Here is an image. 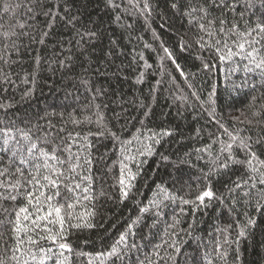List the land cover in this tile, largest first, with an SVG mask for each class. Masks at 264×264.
<instances>
[{
  "label": "snow or ice",
  "instance_id": "1",
  "mask_svg": "<svg viewBox=\"0 0 264 264\" xmlns=\"http://www.w3.org/2000/svg\"><path fill=\"white\" fill-rule=\"evenodd\" d=\"M85 2L81 0L82 5ZM165 3L171 17L160 13L153 0H104L106 9L114 14L113 22L128 32L129 42L143 39L132 36L137 20H142V27L159 42L158 48L144 44L157 57L156 69L151 73L160 76L156 85L165 83L167 75L181 93L178 99L182 104L193 106L169 70L170 62L199 103L201 114H206L205 123L214 124L217 131L208 130L209 143L194 148L175 164L177 168L182 163L190 164L193 156L197 164L202 161L207 166V171L201 169L206 181L203 190L197 186L195 197L187 198L191 186L189 193L179 196L157 185L152 199L142 205L135 182L147 158L157 154L156 146L165 136H172V131L145 135L146 125L141 120L136 134L125 137L122 131L131 123L127 117L121 130L114 131L102 106L95 102L101 94L99 89L87 104L79 107V115L75 108L60 112L44 110L35 117L19 120L14 113L9 114L18 103L34 98L41 72L66 71L76 64L77 54L90 67V47L100 38V31L91 26L94 22L90 17L84 19L80 9L73 11L75 0H0L3 13L0 20L5 16L9 19L6 25L0 23V264H188L182 261V247L188 239L197 238L191 225L187 229L181 227L182 217L187 215L183 207L179 215L173 211L171 219L167 218V209L177 202L191 206L193 212L215 205L227 213L228 222L217 227L219 235L212 251L205 249L202 260L207 264L214 261L230 264L228 257L234 252L235 261H239L241 239H248L257 227L255 216H264V152L257 147L264 148V133L259 131L264 126V119H260L264 113L256 109L254 94L264 98V0H165ZM21 14L22 21L17 19ZM156 15L164 21L161 27L170 29L172 18L181 22L184 31L175 33L180 51L194 54L205 73L215 76L218 70L223 72L229 95L248 90L251 96L248 107L257 119L248 118L241 111L239 116L232 117V128L226 126L217 109L216 84L211 85L207 99L201 100L173 48L152 27ZM60 29L67 30L70 39H61ZM49 43L51 56L33 57L34 67L23 75L13 72L14 66L22 64V53L33 50V45L47 48ZM61 51L65 54L61 55ZM136 58L145 61L142 51L135 52ZM57 64L59 67L54 68ZM89 67H84V72ZM142 67L149 70L154 66L145 61ZM145 75V71L140 72L137 82H142ZM192 75L194 78L195 74ZM14 77H20L19 82ZM81 83L92 91L86 77H82ZM21 86L24 87L17 101L15 92ZM10 92L13 94L9 95ZM259 109H264V103ZM150 114L146 108L145 117ZM93 125L96 131L90 127ZM253 128L254 136L244 134ZM109 140L111 148L101 151L100 145ZM161 159L167 161L168 157L161 154ZM114 169L117 174L112 176L114 183L108 187L116 190L118 203L132 199L138 214L107 248L86 251L85 245L92 241L85 234L98 226L99 208L115 199L103 182L105 173H113ZM227 173H233L235 178L222 191H213L208 178ZM147 216L152 217V222L146 233L138 234L137 229L145 224ZM237 216L244 219L238 220Z\"/></svg>",
  "mask_w": 264,
  "mask_h": 264
},
{
  "label": "trees",
  "instance_id": "2",
  "mask_svg": "<svg viewBox=\"0 0 264 264\" xmlns=\"http://www.w3.org/2000/svg\"><path fill=\"white\" fill-rule=\"evenodd\" d=\"M158 7L160 13L165 17H171V10L165 3V0H153ZM80 9L84 19L87 21L91 18L94 23L91 25L94 29H99L100 38L90 47L89 54L91 56V66L84 61L83 57L78 54L75 57L76 64L74 67L66 71H43L39 76V83L33 99L28 102H20L15 108L10 109L9 114H15V118L22 119L25 116L35 117L44 110L48 111H65L76 109L79 115V107L87 104L97 89L101 90V94L97 96L96 103L102 106L104 117L110 128L114 131H120L121 125L125 124V118H131V123L123 129L122 134L125 137H131L136 134L140 127L139 121L143 120L146 125L145 135L150 133H161L172 131V136H165L161 143L156 146V155L147 158L143 165V171L138 177L136 183L137 198L142 205H146L152 199L153 193L157 190V185H163L170 189L173 193L184 196L189 193L187 198H194L197 194V186L200 190L205 187L206 181L203 178L201 169L207 171V166L201 161L196 163L195 157L191 158L190 164H180L179 168L175 164L185 158L186 153H192L194 148L203 147L209 143L208 130L213 133L217 131L214 124H206V114L202 115V109L199 103L194 100L191 90L183 85V80L176 72L171 63H168L169 70L180 83L183 92L188 95L189 103L193 106L188 107L182 104L178 99L181 95L176 87L168 80L167 75L164 76L165 83L157 86L156 81L160 80L159 75H153L156 69L157 57L150 50L144 47L148 43L154 47H159V42L153 37L151 31L142 27L143 21L137 20L132 30V36H142V40L133 39L129 42L128 32L113 22V13L106 9L104 0H86L82 5L81 0H75L73 11ZM3 13H0L2 16ZM17 19H24L23 15H19ZM131 22V18H128ZM9 19L7 16L0 20V23L7 24ZM164 21L159 15L154 16L152 27L156 30L160 38L174 50L178 62L183 70L189 74V80L194 85L201 100H206L208 92L213 83L217 86V109L223 115V122L230 129L233 126L232 117L240 115L243 111L248 118L252 117L253 109L248 107L251 102V96L247 89L239 92H232L231 95L225 91L226 82L224 73L217 71L215 76L205 73L201 69V62L196 59L195 55H189L181 52L178 47L177 32H183L184 28L181 22L172 18L169 21V27H161ZM61 39H70V33L67 30L60 29ZM188 39V37H185ZM112 41L116 43L113 44ZM33 50L24 52L20 56L22 64L13 67V72H30L34 67L33 57L35 56H51L52 45L49 43L47 48L38 45L32 46ZM142 51L145 61L153 64V69L145 70L142 65L145 61L134 59L135 52ZM111 53L109 56L108 53ZM61 55L65 54L61 51ZM83 61V66L81 62ZM43 63V61H42ZM47 68V65H44ZM59 65H54L58 68ZM84 67H89L88 72H84ZM99 69V71H96ZM219 69V66H218ZM145 71L146 75L143 81L138 83L139 73ZM195 74L194 78L193 75ZM82 77L89 80L88 87L92 91H87L84 84L81 83ZM19 82L20 77H14ZM236 79V77H233ZM24 86L15 92V98L20 100V91ZM155 90V91H153ZM13 93H9L12 95ZM257 96L256 109L264 113V109H259V105L264 103V98L259 93ZM143 104L145 107H141ZM146 108L150 109L151 114L145 117ZM264 119V115L260 117ZM248 127L247 125H240ZM93 131L97 129L90 126ZM150 130V131H149ZM197 130H200V136H197ZM259 131L264 133V126L259 127ZM255 135L256 129L244 133ZM226 139V137H225ZM215 147V146H214ZM260 152H264V148L257 146ZM111 148V141H106L100 145V150L104 151ZM161 154L168 157L167 161L161 159ZM111 162V157L109 159ZM94 171L97 169L94 168ZM117 174V170L113 173H105L104 185L109 192L113 193L114 200L103 203V207L99 208V214L96 218L97 227L92 229L85 235L92 243L85 245L86 251L96 252L101 247L107 248L112 239L120 232L126 229L127 224L136 217L138 208L132 199L125 200L123 204L118 203L119 196L116 190L108 187L114 183L112 176ZM233 173H227L219 177H209L213 191H222L225 184L234 179ZM183 207L187 213L182 217L181 227L187 229L192 226L193 236L197 239H188L182 247V261H188V264H207L206 260H202L205 249L212 251V244L219 235L216 232L217 227L224 226L229 217L227 213L219 210L215 205L210 208L193 212L191 206L176 204L170 205L167 209L168 219H171L173 211L179 215L180 208ZM243 211V209H241ZM257 227L252 230L248 239H241L239 244V261H235V253H230L228 261L230 264H264V216L256 215ZM236 219L243 220V216H237ZM194 221V224H193ZM152 222V217L147 216L145 224L137 229L138 234L147 232V225ZM235 228L236 226L233 225ZM110 233V235H108ZM233 237L235 231L232 232ZM183 238V234H182ZM198 244L200 245L198 247ZM190 258V259H189ZM214 264H221L220 261H214Z\"/></svg>",
  "mask_w": 264,
  "mask_h": 264
}]
</instances>
